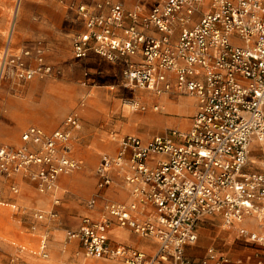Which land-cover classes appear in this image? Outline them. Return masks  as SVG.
<instances>
[{"label": "built area", "instance_id": "obj_1", "mask_svg": "<svg viewBox=\"0 0 264 264\" xmlns=\"http://www.w3.org/2000/svg\"><path fill=\"white\" fill-rule=\"evenodd\" d=\"M129 1H70L85 29L71 38V58L93 53L118 63L123 88L190 97L194 113L186 129L169 128L146 140L127 134L114 155L100 157L85 202L90 211L100 208L96 217L83 215L67 228L64 244L76 240L83 258L122 264H231L212 248L211 258L194 260L184 252L197 242L198 223L215 214L264 247V232L241 225L247 217L264 225V173L244 170L250 142L264 141V0ZM46 51L42 39L14 47L9 38L0 49V84L59 77L62 69L46 60ZM127 103L134 111L163 110L154 102ZM78 128L79 117L71 113L62 128L48 133L30 126L19 146L0 145V177L22 173L38 193L54 195L47 215H33L40 223L61 224L54 208L60 203L57 179L81 169L71 147ZM111 185L125 189L129 200L110 199L104 190ZM10 191L18 193L13 184ZM112 226L153 240L154 251L110 245L106 231ZM45 240L42 258L48 256Z\"/></svg>", "mask_w": 264, "mask_h": 264}, {"label": "rangeland", "instance_id": "obj_2", "mask_svg": "<svg viewBox=\"0 0 264 264\" xmlns=\"http://www.w3.org/2000/svg\"><path fill=\"white\" fill-rule=\"evenodd\" d=\"M68 4L69 2L67 6ZM61 12L70 11L68 8L59 7L56 0H0V49L6 44L8 38L11 39L14 47L39 39L36 33L39 22L48 25L46 31L59 27L62 23ZM13 36L16 40H12ZM45 43L48 62H50L48 57H55L57 61L69 63L72 66L64 68V74L59 77L35 78L26 82L3 81L0 84V145L19 146L22 143L21 134L30 126L39 127L48 133L62 128L65 118L71 113H76L79 117V128L72 130L71 145L73 156L82 162V166L79 170L62 174L60 179L62 187H66L73 196L87 199L94 190L96 179L93 172L100 155L111 153L109 152L111 145L108 143L114 144L112 137L115 136V139H118L126 134L142 136V132L158 130L161 124L157 119L143 122L138 120L144 116H154L148 114L151 110L134 111L124 105L129 100L137 99L140 93L144 96L151 94L123 88L119 65L115 64L110 74L105 70L109 69V67L106 68V64L111 62L104 58L95 57L96 61L91 62L87 57L75 63L69 59L71 55L68 37H62L58 48L55 45L54 47L49 45L48 42ZM84 72L87 76L83 75ZM83 79L86 81L85 85L81 84ZM160 101L167 108L159 113L163 116V120H165L164 117L173 116L176 117V121H180L182 116H187L191 112L192 101L187 96L170 94L161 97ZM131 118L137 120L133 121ZM169 128L176 127L168 125L162 132ZM261 159L264 160V153L251 148L247 169L264 171L258 163ZM20 174L16 173L10 179L0 177V195L3 200L0 207V264H54V254L50 249L51 235L57 230L61 231L60 253L65 254L68 248L67 245L65 251L63 250L65 230L74 229L76 226L68 224L70 222L74 225L67 215H63L64 218L59 215L61 224L46 219L41 223L34 220L33 215L37 212L47 215L53 206L54 195L47 197L46 205L25 207L19 199L26 198L35 202L39 193L27 178L21 176L23 179H14ZM69 177L88 182L89 180L85 178H91L92 186L86 193H79L64 180ZM11 184L17 187L19 195L11 193ZM81 187L83 188V185ZM62 204L57 208L68 213L72 210L77 212L71 204ZM12 205H15V208ZM205 222L208 223L206 220ZM32 225L36 226V230H31ZM206 232L207 247H214L216 242L214 231ZM112 234L115 233L111 232ZM45 236L48 253L46 259L41 258L37 253L29 252L37 249L39 240ZM23 247L24 250H21L20 248Z\"/></svg>", "mask_w": 264, "mask_h": 264}, {"label": "crops", "instance_id": "obj_3", "mask_svg": "<svg viewBox=\"0 0 264 264\" xmlns=\"http://www.w3.org/2000/svg\"><path fill=\"white\" fill-rule=\"evenodd\" d=\"M56 1L58 3L59 7L68 8L67 2H70V1L83 2V3L89 4L94 0H63V2H61L62 0H56ZM132 2L133 1L130 0V3H132ZM146 4L150 5L151 2L147 1ZM69 11L70 12H68V13L67 12L66 13H62V12L60 13L61 14L60 18H61L62 23L60 24L59 27L56 26L55 29L50 30V31H46L48 25L46 23L44 24L42 22H39L38 27H37L38 30L36 33L38 34L37 38L42 39L45 42H48V44L53 46V47L55 45L57 48H58V45H60L59 42L62 39V37H68L69 38V54L71 55V38L73 37V35H75L77 33L84 32L85 29H84V25H83L82 21L78 17L75 16L73 11H71L70 9H69ZM64 21H65V23H64ZM53 47H52V49H53ZM89 55H88V57H89L88 60L91 62H95L96 61L95 57H98V56H96L93 53H89ZM86 58H84V59H86ZM69 59H71L75 63H79V62L84 60V59L73 60L71 58V56H69ZM48 60L52 64H54V65H56L62 69V74L60 76H62L64 74V71H65L64 68L72 66L69 63H65V62L61 63V62L57 61L55 59V57L54 58L48 57ZM115 64L119 65L118 63H113V62H111L110 64L107 63L106 68L109 67V69L108 70L106 69L105 71L110 73L112 71V68L116 66ZM120 69H121V67H120ZM136 91L145 92L142 90H135V92ZM142 95L143 94L140 93V96H137V99L138 98L140 99V100L138 99L139 101L149 102L150 104L153 102L161 104V105L163 104V110L162 111H165L164 109L166 106L163 102L160 103L161 102L160 98L168 96L170 94L162 95V96H153L154 98L151 95L146 94L145 100L140 98ZM187 98H189L192 101L191 112L187 116H184V117L182 116L180 121H176V117H173V116L164 117L165 120H163V116L161 114H159L162 111L153 112V111L149 110L150 112L148 114H153L154 119H157L159 121V124H161V126L156 131L151 130V131L142 132L141 133L142 136H139V135H137V136L141 137L143 140H146V139L153 137L155 135L163 134L167 129L164 132H162V131L164 130L165 127L167 128L168 125H170V127L171 126L176 127L178 129L179 128L180 129H186L189 126L190 117L194 113V105H193L194 101L190 97H187ZM148 123H150V122H148ZM112 140L114 141V144L108 143L111 145V150L109 151L111 153H107V155H114L118 149L119 138L115 139V136H113ZM261 142H264V141H261ZM261 142L257 141L256 139H253L250 142L249 149H248V160H249L251 148L257 152L264 153V144ZM71 147H72V145H71ZM102 155H100V157ZM100 157H99V160H100ZM99 160H98V162H99ZM253 162H255V161H253ZM258 163L261 167L264 168V160L263 159L258 161ZM244 170L246 172H252V173H264L263 170L247 169V164L244 167ZM94 171H95V169H94ZM93 174H94V178L96 179L95 172H93ZM21 176L23 178L25 177L21 173L20 175L16 176L14 179L15 180L16 179L17 180L23 179ZM61 176L62 175H60L57 179V191L55 193V196L60 199V203L55 206V209L58 211L59 215H62V217H63V215H67V218L70 219L71 221H73V223H74V225H73L70 222L69 223L66 222L71 226H77L79 223L80 217L83 215H86L87 213L96 217V210H98V208H100V203L97 204L95 211L88 210L85 206V202L89 197L87 199H79V198H76L75 196H73V194L69 190H67L66 187H62V185H61L62 180L60 179ZM82 179H84V178H82ZM85 179L89 180V182L84 181V180L82 181L81 179H76L73 177H69V179H67V180L65 178L64 180L75 191H77L79 193H86L87 191L90 190V188L92 186V184H91L92 179L88 178V177H86ZM116 180H118V179H116ZM95 184H96V181H95ZM95 184H94L93 189H95ZM81 185H83V188L81 187ZM104 192L108 197H110V199L118 201V202H126L129 200L128 194L126 193V190L117 186V185L109 186L108 188H106L104 190ZM18 195H19V193H18ZM38 196L39 197H38L37 201H35V202H32L26 198H20L19 202L28 208H32L34 205H41V204L46 205V203L48 202L47 197H52V194L51 193H45V194L39 193ZM62 203L71 204V206H74V208H76L77 212H72L73 208L71 209L72 211H70L69 213L66 212L65 210L61 209V208H57V207L62 206L63 205ZM262 205L264 207V202L262 203ZM205 220L208 221V223L205 222ZM205 220L201 221L199 223L200 225L197 226V234H198L197 242L194 245H190V246L185 247L184 254L186 257H188L190 259L197 260V259H202V258H211V257H213V255H216V254L219 255L220 254V255L227 256L230 259L231 264H264V247H262L258 244H255L246 238H242V237L238 236L235 227L224 226L222 224V219L219 216V214H215L214 216L207 218ZM214 220H216V222H214ZM211 222L213 224H211ZM241 225L250 231H254V232H258V233L264 232V225H259L257 220L254 219L253 217H247L246 219H244V221L241 223ZM211 226H213V228H211ZM34 230H36V228ZM208 230L214 231V238H216V242H215L214 247L213 246L207 247L208 243L206 242V233H207L206 231H208ZM111 232H114L116 235L115 234L111 235ZM106 235L108 237L109 244L112 246H123V247L136 249L138 251L145 253L146 255H150L155 249V243L153 240L147 239V238H140V237L136 236L135 234H133L127 228L112 226L110 229H108L106 231ZM61 238H62V233L60 230L53 232V234L51 235L50 249H51V251H53V254H54L53 255L54 259H55L54 264H66V263H68V264H98V263L99 264H122V263H118V262L109 261L107 259L83 258L81 256L80 245L76 240H72V241L68 242V248H67V252L65 254L60 253ZM40 244H41V239L39 240V244L37 246V249L30 250L29 252H31L33 254L37 253V255H39L41 257ZM210 248H212L214 250L213 255L209 253ZM20 249L24 250V247L20 248Z\"/></svg>", "mask_w": 264, "mask_h": 264}, {"label": "bare ground", "instance_id": "obj_4", "mask_svg": "<svg viewBox=\"0 0 264 264\" xmlns=\"http://www.w3.org/2000/svg\"><path fill=\"white\" fill-rule=\"evenodd\" d=\"M16 37V36H15ZM9 39V38H8ZM14 39V36H13V38H12V40ZM14 40H16V39H14ZM152 96V95H151ZM153 97V96H152ZM141 99H143V100H145L146 99V96H144V95H142L141 97H140ZM154 98V97H153ZM134 99H136V98H134ZM139 99V98H138ZM140 100V99H139ZM152 101V100H151ZM169 103V102H168ZM124 105L126 106V107H129V110H132L131 108H130V105L128 104V103H124ZM163 105V104H162ZM165 109H167V108H165ZM164 109V110H165ZM141 112H143V111H141ZM131 117H135V116H131ZM139 117V116H138ZM145 117V118H144ZM143 118L141 117V118H139L138 120L139 121H141V122H143V121H151V120H153L154 119V116H144ZM133 119V121H135V120H137V119H135V118H131V120ZM261 143H263V142H261ZM106 147H108V146H106ZM109 148V147H108ZM106 149V148H105ZM88 214V213H87ZM68 245V243H66V244H64V248H63V250L65 251V249H66V246Z\"/></svg>", "mask_w": 264, "mask_h": 264}]
</instances>
